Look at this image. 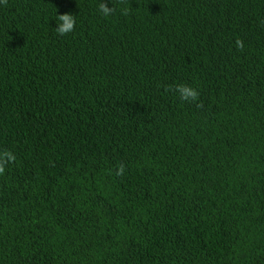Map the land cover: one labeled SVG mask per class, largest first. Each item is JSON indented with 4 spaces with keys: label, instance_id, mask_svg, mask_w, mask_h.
<instances>
[{
    "label": "trees",
    "instance_id": "obj_1",
    "mask_svg": "<svg viewBox=\"0 0 264 264\" xmlns=\"http://www.w3.org/2000/svg\"><path fill=\"white\" fill-rule=\"evenodd\" d=\"M4 151L0 264H264V0L0 2Z\"/></svg>",
    "mask_w": 264,
    "mask_h": 264
},
{
    "label": "clouds",
    "instance_id": "obj_2",
    "mask_svg": "<svg viewBox=\"0 0 264 264\" xmlns=\"http://www.w3.org/2000/svg\"><path fill=\"white\" fill-rule=\"evenodd\" d=\"M0 2L6 3L7 0H0ZM100 12L103 16L108 17L111 16L115 11V6L109 8L106 3H101ZM126 14L127 10H123ZM57 27L55 28L57 34L63 36L67 35L74 31L76 25V15L73 14H63L57 15L56 17ZM185 100L195 99L197 97V92L190 87H181L179 89ZM16 160V156L11 151H4L0 153V175H3L6 172V168L10 162H14Z\"/></svg>",
    "mask_w": 264,
    "mask_h": 264
}]
</instances>
